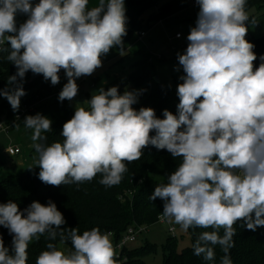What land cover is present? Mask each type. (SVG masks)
<instances>
[{"label":"clouds","instance_id":"9594fccd","mask_svg":"<svg viewBox=\"0 0 264 264\" xmlns=\"http://www.w3.org/2000/svg\"><path fill=\"white\" fill-rule=\"evenodd\" d=\"M195 2V26L185 52L177 54L184 72L176 91L177 114L165 109L158 118L151 107L137 110L133 105L144 90L120 94L113 86L98 89L87 108L76 107L62 126L61 142H47L52 121L42 114L26 116L23 124L32 130L38 178L51 186L79 185L98 174L101 185L117 186L127 164L139 160L149 145L180 158L167 183L156 186L149 198L162 200V218L184 231L212 229L193 244L196 256L213 261L219 245L220 264H232L234 225L242 222L251 231L264 227V56L254 67L255 46L245 39L247 0ZM88 5L89 0H0V53L7 52L16 67L0 96L14 112L26 95L29 71L54 86L63 70L67 83L58 99L71 101L79 91L78 78L92 75L113 48L124 54L125 0ZM18 15L27 17L19 26ZM251 24L258 21L253 17ZM65 223L51 200L33 201L23 211L11 200L0 203V226L12 235L11 250L0 235V264H28L29 245L45 235L50 241L70 239L72 250L65 253L48 243L35 264H118L111 233L93 228L80 234L78 228L63 229Z\"/></svg>","mask_w":264,"mask_h":264},{"label":"trees","instance_id":"16d2710c","mask_svg":"<svg viewBox=\"0 0 264 264\" xmlns=\"http://www.w3.org/2000/svg\"><path fill=\"white\" fill-rule=\"evenodd\" d=\"M92 2L98 3V0H89V8L97 6V4L91 5ZM153 3V0H125L128 23L124 43L139 41L138 33L141 31L147 33L153 26L155 18L162 19L176 13L175 8L169 4L164 6L157 16L145 20L143 15ZM263 6L264 0H247L246 9L247 11L254 7L260 9ZM253 17L255 18L250 16L248 22L247 41L255 46L257 59L253 63L254 67H259L262 62L259 57L264 56V35L252 36L251 18ZM26 19V16L18 15L17 25L19 26ZM7 55V52L0 53V89L8 87V77L16 73V67L6 59ZM59 76L60 80L66 77L65 72L61 70ZM152 81V63L148 58L142 57L133 64L127 80L115 78L104 89L117 86L120 94H123L126 89L138 87L139 90L144 91L140 95L141 102L135 109L151 107L158 118H163L165 109L177 114L179 103L177 89L161 83L152 87L150 84ZM23 87L26 95L21 97L19 110L27 106L35 113L34 115L39 113L49 118L52 121V131L46 133L47 142H61L62 126L72 118L75 109L69 100L59 101V85L53 86L42 74H33L29 71L24 78ZM16 113L7 99L0 96V120L1 116L6 114V123H15ZM180 163V158H173L166 150H158L149 145L143 149V155L139 160L127 164L128 171L124 174L121 183L110 188L99 183L101 179L99 174L92 181L79 185L72 183L51 186L38 178L39 169L35 173L23 171L20 174H11L0 181V203L11 200L23 211L33 201L47 204L51 200L65 218L66 223L61 226L63 229L78 228L79 233L82 234L86 230L99 228L102 233L112 232L114 238L119 239L131 225L150 226L158 222L163 211V201L159 198L152 201L149 197L156 186L167 183V176L175 171ZM234 227L236 228V235L233 237L235 246L230 249L232 264H264V229L251 231L246 226H242V222H238ZM188 231L191 234L192 244L181 251L177 250L176 236H169L163 246V264H220L224 253L219 245L214 246L216 255L213 261H206L203 256H196L193 250V244L199 235L203 231H212V229L189 228ZM220 234L223 235L222 229ZM0 235L5 247L11 250L12 235L3 226H0ZM48 243H54L65 253L72 250L70 239L62 241L58 236L56 240L50 241L45 235L29 245L28 264H35L36 258L46 250ZM155 250L156 244L150 242L139 248H129L126 250L127 260H118V264H145L143 258Z\"/></svg>","mask_w":264,"mask_h":264},{"label":"rangeland","instance_id":"374dc122","mask_svg":"<svg viewBox=\"0 0 264 264\" xmlns=\"http://www.w3.org/2000/svg\"><path fill=\"white\" fill-rule=\"evenodd\" d=\"M154 3L144 13L143 18L148 20L157 16L164 6L171 4L176 13L173 15L153 21V26L147 31L142 40L124 43V54H120L118 48H113L103 56L102 66L95 70L90 76H82L76 80L79 91L73 100L70 101L72 107H86V101L101 87H105L115 78L127 80L129 73L132 71L133 64L142 57L148 58L152 63L153 81L150 82L152 87L158 83L177 89L178 84L183 81L180 79L184 75L182 67L179 65L177 54H183L187 48V36L191 27L195 26L199 6L195 5V0H153ZM98 3L92 2L91 5ZM249 16H255L258 24L251 26V33L254 37L264 35V6L251 8L248 10ZM179 34L180 37L176 38ZM179 69V70H177ZM158 78V81L157 79ZM97 79V81H96ZM67 83V77H64L58 83V90H62ZM139 90L138 87H132L130 90ZM133 105L135 108L140 104ZM32 110L25 111L20 118L15 120L14 125L8 130H0V181L10 174H20L23 171L35 173L39 167H35V160L38 158L32 147V130L24 127L23 121L26 116L34 115ZM2 123L6 124V114L1 116ZM18 124L19 127L15 125ZM20 146L23 150L22 155L25 157V166L22 167L21 155H7L5 149L11 146ZM29 167H34L29 169ZM40 170V169H39ZM171 226H175V233L169 231ZM257 229H264L258 227ZM175 235L177 238V250L181 251L192 244L191 234L184 231L179 225L169 220L156 222L148 227V230L142 233L138 239L133 242L130 248H139L150 242L156 244V250L146 255L143 259L145 264H163L164 254L163 246L169 236Z\"/></svg>","mask_w":264,"mask_h":264},{"label":"built area","instance_id":"2783aa9c","mask_svg":"<svg viewBox=\"0 0 264 264\" xmlns=\"http://www.w3.org/2000/svg\"><path fill=\"white\" fill-rule=\"evenodd\" d=\"M195 5L196 2L194 3ZM198 6V5H197ZM146 36V32L145 31H141L138 33V39L139 40H142L143 37ZM180 35L177 34L176 35V38H179ZM245 39H249V35H246ZM61 90H58V93H60ZM27 110H30L29 107L27 106H24L23 108H21L15 115V119L17 118H20L21 115L27 111ZM14 125V123H10V124H4L2 123V121L0 120V130H8L10 129L12 126ZM7 152L9 155H17L18 153L21 152V148L19 146H11L7 149ZM166 219H163L162 218V214L159 216L158 218V221L159 222H164ZM148 225H131L129 226L124 232H123V235L119 238V239H115L114 238V235L112 232H109L111 233V240H112V243L114 245V248H115V252H116V258L117 260L119 261H125L127 260V253H126V250L129 249L130 245L135 242L138 237L146 232L148 230ZM175 226H171L169 231L172 232V233H175ZM175 236V235H173Z\"/></svg>","mask_w":264,"mask_h":264},{"label":"crops","instance_id":"0c3cea01","mask_svg":"<svg viewBox=\"0 0 264 264\" xmlns=\"http://www.w3.org/2000/svg\"><path fill=\"white\" fill-rule=\"evenodd\" d=\"M18 146H19V145H18ZM19 147H20V146H19ZM7 149H8V148L5 149V153H6L7 155H9L8 152H7ZM22 152H23V150L21 149V152L17 154V155L20 154V155H21V159H23V161H22V162H19L18 164H20V166L24 167V166H25V164H24V163H25V160H24L25 157L22 155ZM11 156H12V155H11ZM13 156H14V155H13ZM23 157H24V158H23ZM10 175H11V174H10ZM3 179H4V178H3Z\"/></svg>","mask_w":264,"mask_h":264},{"label":"water","instance_id":"95a60500","mask_svg":"<svg viewBox=\"0 0 264 264\" xmlns=\"http://www.w3.org/2000/svg\"><path fill=\"white\" fill-rule=\"evenodd\" d=\"M157 79V81H158V78H156Z\"/></svg>","mask_w":264,"mask_h":264}]
</instances>
